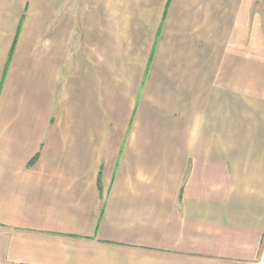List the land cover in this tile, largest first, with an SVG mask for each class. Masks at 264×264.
Returning a JSON list of instances; mask_svg holds the SVG:
<instances>
[{
	"label": "crops",
	"instance_id": "1",
	"mask_svg": "<svg viewBox=\"0 0 264 264\" xmlns=\"http://www.w3.org/2000/svg\"><path fill=\"white\" fill-rule=\"evenodd\" d=\"M0 12V264H264V0Z\"/></svg>",
	"mask_w": 264,
	"mask_h": 264
},
{
	"label": "rangeland",
	"instance_id": "2",
	"mask_svg": "<svg viewBox=\"0 0 264 264\" xmlns=\"http://www.w3.org/2000/svg\"><path fill=\"white\" fill-rule=\"evenodd\" d=\"M24 2L26 1V0H23ZM10 2H12L13 3V0H0V5H3V3H10ZM0 13H2V12H0ZM8 13V12H7ZM3 14V13H2Z\"/></svg>",
	"mask_w": 264,
	"mask_h": 264
}]
</instances>
